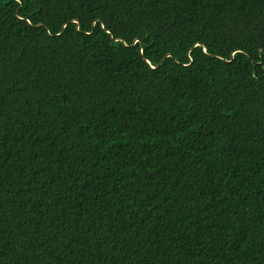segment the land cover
I'll list each match as a JSON object with an SVG mask.
<instances>
[{"label":"trees","instance_id":"obj_1","mask_svg":"<svg viewBox=\"0 0 264 264\" xmlns=\"http://www.w3.org/2000/svg\"><path fill=\"white\" fill-rule=\"evenodd\" d=\"M0 264H264V0H0Z\"/></svg>","mask_w":264,"mask_h":264}]
</instances>
